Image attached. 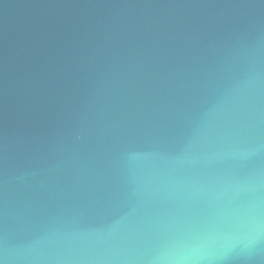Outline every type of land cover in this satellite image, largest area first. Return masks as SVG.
I'll list each match as a JSON object with an SVG mask.
<instances>
[{
    "label": "water",
    "instance_id": "1",
    "mask_svg": "<svg viewBox=\"0 0 264 264\" xmlns=\"http://www.w3.org/2000/svg\"><path fill=\"white\" fill-rule=\"evenodd\" d=\"M0 264H264V0H0Z\"/></svg>",
    "mask_w": 264,
    "mask_h": 264
}]
</instances>
